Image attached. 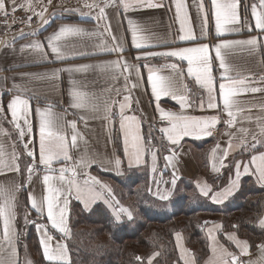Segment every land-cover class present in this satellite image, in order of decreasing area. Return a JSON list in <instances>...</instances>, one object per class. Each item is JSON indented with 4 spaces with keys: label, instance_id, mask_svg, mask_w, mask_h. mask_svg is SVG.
<instances>
[{
    "label": "snow or ice",
    "instance_id": "1",
    "mask_svg": "<svg viewBox=\"0 0 264 264\" xmlns=\"http://www.w3.org/2000/svg\"><path fill=\"white\" fill-rule=\"evenodd\" d=\"M48 2L51 4L52 0H48ZM173 2L176 18L180 24V32L183 33L179 36V39L181 41L192 42L194 46L174 48L160 52L146 51L144 49L149 47V37L141 34V29L136 22L129 20L131 43L142 53L136 57V60H147L150 57L160 56L164 58H179L181 61H187V76L194 77L195 83L206 91V107L207 109H218L219 112L217 115L193 116L185 114V110L191 108L194 103L197 107L204 109L205 102L203 98H197L196 101L191 99V89L184 83L185 70L177 63L161 66V68L171 69V75L169 76L158 75L160 69L145 65V67H148L147 80L151 85V94L157 101L155 111L159 113L158 121L155 116L149 118L150 122L147 133L141 127L145 121L137 115L126 114L132 105L131 90L138 88L140 80L142 79L139 64H129L126 60L121 63V60L117 59L98 64H78L53 69L49 73L43 74V76L40 74H22V76L33 75L37 78L46 77L50 80H59L60 73L63 72L69 73L70 76L74 73L86 75L95 69L103 71L111 68L113 72L118 74L112 76L113 81L122 76L124 79V86L122 88H106L100 96H97L95 93L77 90L79 82L70 79V84L72 85L69 90L71 97L70 107L84 110L87 114H92L93 118H95V114H102L101 118L107 122L110 143L114 149L116 148V139L111 135L112 125L118 120V132L122 142L123 158L117 155L116 152H113L111 159L108 161V164L117 170L125 162L129 168L133 166H147L148 161L146 156L150 154L151 172L155 174L159 170L157 161L160 152L164 151L169 153L163 156V160L165 161L164 168L171 167L173 169L171 181L163 180V172H161L160 180H155V176L153 177V182L157 185L154 195L162 200L170 198L179 179L176 175V165L179 163L177 149L182 146L184 138L213 136L216 131V125L221 121V115L219 113H226L227 119L223 122L226 128H233L237 123V115L243 111L237 99L238 95L240 93L255 94L264 92V87L255 86L256 84H264V75L260 76L259 81L254 80L252 77L234 79L231 75H228L230 69L222 55V49L233 47L243 48L244 46L255 48L258 43L264 46V38H262L264 37V0L251 3H245L244 0H210L207 10L205 9L204 0H199V3L196 5L197 16L201 20L202 33L207 27L209 15L214 17L217 36L240 31V27H236L237 25L241 27L248 26L251 22L248 15H245L249 13V9L250 17L254 19V29L259 30L256 35H250L249 38L244 40L220 39L215 44V57L219 61V68L223 70L220 73V79L223 82L218 84V88L209 55L210 45L196 43V36L190 26L191 18L185 0H173ZM11 3L12 12L15 13L17 9L16 0H11ZM116 4L117 0H105L104 7H100L95 0L91 3L85 0L84 7L89 10L99 8V13L97 14V21L99 22L101 20H107L105 7L109 5L115 7ZM36 6L33 4V0H25V3L20 5V7L26 8L32 13V15L27 16V23L30 24L32 16L35 15L40 18L41 25H47L49 19L45 15L46 9L37 12L35 11ZM119 6L127 11L130 8H161L165 5L163 3L153 2V0H119ZM7 9L8 4L6 0H0V14L7 16ZM66 10L81 11L79 8H67ZM81 14L85 15L86 13L81 12ZM87 14L91 13L89 12ZM15 19L14 17L13 23H15ZM20 22L25 23L24 20ZM5 26L10 27L7 21H5ZM99 28V23L92 30L81 27L78 24L62 23L58 26L57 30L44 37V40L47 42V48L51 50L54 58L58 61L88 56L90 53L84 49L89 46L99 52L116 53L118 56H121L125 50L124 40L113 35L112 25L110 23H105L104 29L113 41L119 40V42L111 47L103 41L100 44L92 43L89 45V41H93L96 37L102 35ZM19 35H25L23 30H21ZM28 35L35 37L37 30L31 31ZM3 43V41H0V45ZM25 49L36 53L40 60L48 59L49 54L45 50V44L39 39H33L31 42L21 45L20 50L23 52ZM132 72H135L136 83L129 86V77ZM13 92H19L18 85L14 84L11 89H5L4 94L11 96L6 106L3 103V94H0V116L7 119V115L5 114L6 108L7 113H10L11 117L8 122L13 125V129L17 134V141L23 144L25 152L18 154L13 144V151L9 153L5 150L4 145L0 144V175L7 176L9 174H15L17 176H23L24 180L20 183H17L15 179L0 183V220H2L0 264H19L18 241L21 239L23 233L16 230L15 221L17 217V195L21 192L27 194V205L30 206L25 208L23 220L25 225L28 223L35 224L39 231V245L42 248L43 258L47 262H52V264H72L69 242L72 239L73 233L69 226V205L73 193L75 194V199L82 200L86 207L96 200L104 199L105 193H107L108 197L114 201L110 206L117 209L114 215V223L120 222L122 216H126L128 220H132L134 218L133 211L129 207L120 205L119 201L115 200L112 196L113 189L107 182H102L98 177L90 174L88 169L96 164L97 160L94 156H89L86 150L73 163L70 165L67 163L73 161V157L69 154V140L64 134V127L53 119L51 109L54 106L52 104H48L43 109H35V114L39 117V159L37 161L34 151L29 150V144L32 141L24 143L25 137H30L33 133L34 124L31 119L33 109L30 106L29 99L23 98L20 94L12 95ZM113 93L116 96H120L123 93L128 94L123 95L122 101H117L111 98ZM217 93L220 100H222V107L217 102ZM168 96L178 101L180 111L166 110L160 106L159 101L161 98ZM136 103H139V101ZM258 107L262 113L255 118L258 131H251L243 127L238 130V133L229 131L227 133L229 141L226 148H221L218 142L210 149L212 172L220 173L221 169L232 167L235 176V179L230 177L229 187L221 188L219 191H215L213 186L209 185L206 181L197 182L199 192L204 197H210L211 201L216 204L223 203L239 189L241 169H243L244 174H248L249 172L255 174L257 181L261 185H264V150H261L264 149V104H260ZM78 119L83 120L85 126H87L86 116H79ZM247 119L251 121L252 117L248 116ZM157 122H167V126L153 128V124ZM68 123L72 131L70 138L71 147L78 148V139H83V137L77 130L76 120ZM156 131L161 134L159 137L155 136L154 133ZM0 134L10 135L3 128L2 123H0ZM249 136H251V141L248 139ZM233 137L238 142L233 143ZM233 152L237 155L250 153V160L247 163L243 160H234L231 164L225 163ZM22 155L30 158V163L26 165L25 169H21L19 163ZM56 162L62 163V166L58 169L53 167ZM40 166H43V168L41 169ZM39 171H43L44 173L42 175V184L45 186L46 194L38 199L34 192L29 190V186L32 183L33 176ZM55 172H58V175L52 174ZM69 173L70 176L66 175ZM81 175L85 177L82 184L78 182V176ZM53 181H58L60 186H56ZM161 183H170L172 188L161 192L159 189ZM97 186H99V190ZM149 191L151 192L152 189L149 188ZM105 202L107 203V200ZM31 210L36 212L40 220H43L46 216L48 223L30 220ZM49 225L51 229L58 232L62 237V240L56 241L55 247H53L55 237L50 232ZM259 226L264 229V217L259 219ZM198 227L206 229V240L211 252L205 264H264V242L256 245L260 252V260L253 261L249 259L245 262L242 257L249 255V249L251 247L248 240L239 239L235 231L225 234L227 241H230L239 250L238 254L237 252L230 251L228 247H225L219 242L217 233L222 230L221 224L214 221H204ZM233 227L236 228L237 226L233 225ZM174 235L176 237V248L179 251V260H182L183 264H197L196 258L190 256L189 250L184 247L181 232L177 231ZM159 255L160 253L158 252L152 253L148 257V264H152L153 259ZM135 259L140 261L142 258L136 256ZM26 264H33V262L27 260Z\"/></svg>",
    "mask_w": 264,
    "mask_h": 264
},
{
    "label": "crops",
    "instance_id": "2",
    "mask_svg": "<svg viewBox=\"0 0 264 264\" xmlns=\"http://www.w3.org/2000/svg\"><path fill=\"white\" fill-rule=\"evenodd\" d=\"M85 0H52L51 4H49L48 0H33V4L37 5L35 11L39 12L42 9H46L49 6H53L50 8V13L48 16L49 23L46 25L45 30L37 31V35L35 37L25 34L24 36H20L12 42L7 43L0 51V94H3L2 99L3 103L6 106L8 100L11 98L9 94H4L5 89H11L12 86L18 85L19 92H13L12 95L20 94L23 98L29 99L30 106L33 109V116L31 119L33 120L34 129L33 133L30 137H25L24 143L28 141H32L29 144V150H33L35 153V158L38 161L39 159V117L35 114L36 108H45L48 104H52L51 111L53 113V119L58 121L64 127V134L67 136L69 140V154L73 157V161L67 162L69 165L75 161L85 150L87 151L89 156H94L97 160V163L92 165L88 171L92 176L98 177L102 182H106L105 176L101 174H107L111 176L121 177L125 176L130 170H134L136 167L133 166L129 168L127 163L123 164L119 170L108 164V161L111 159L112 153L116 152L117 155H120L123 158L122 153V142L119 138V123L118 120L115 124L112 125V137L116 139V148L114 149L112 144L110 143L109 133L107 131V122L101 118L102 114H95V118H93L92 114H87L84 110L81 109H73L70 107L71 97L69 95V90L72 87L70 84V79L76 80L79 82V87L77 90L86 91L88 93H95L97 96H100L104 89L109 87L114 88H122L124 86V79L120 76L115 81L112 80L113 75H118L113 72L111 68H107L103 71L100 69H95L90 71L88 74L82 73H74L71 76L67 72L60 73L59 80H50L48 78H37L33 75L22 76V74H40L43 76L45 73H49L53 69L65 68L71 65L78 64H98L107 61H114L117 59L121 60L123 63L125 60L129 64H139L140 74L142 79L140 80L139 87L133 88L131 90L132 97V105L129 110H127L126 114L128 115H137L140 117L144 123H142V130L147 133L149 128V118L155 116L159 118V113L155 111L157 101L155 97L151 94V85L147 80L148 75V67L145 65L160 69L158 75L169 76L171 75V69L161 68L164 64L177 63L181 68L185 70L184 83L187 84L188 88L191 89V99L196 101L197 98H203L205 102V108L201 109L196 106L194 103L191 108H187L185 110V114L193 115V116H212L217 115L218 109H207V94L206 91L201 89L199 85L195 83L194 77L187 76L186 68L187 61H181L179 58H164L160 56L150 57L147 60L137 61L136 57L141 55V51L137 50L131 43V31L129 28L128 21L132 20L136 22V24L141 29V34L149 37V47H147L146 51L160 52L165 50H171L174 48H182V47H190L194 46L192 42L189 41H181L179 36L183 33L180 32V24L176 18L175 7L173 0H153L156 3H163L165 6L161 8H146V7H137L130 8L125 11L122 7L119 6V0H117V4L115 7L109 5L105 7V14L107 16V20L97 21V14L99 13V8H93L89 10L84 7ZM89 3L93 2V0H88ZM100 7H104L105 0H95ZM188 6L189 16L191 18L190 26L192 27L194 34L196 36V43H206L210 45V58L212 61V69L213 75L216 77L217 88L218 84L221 81L220 73L223 71L219 68V61L215 57V44L219 42L220 39L225 40H244L249 38L250 35H256L259 30L254 29V19L250 17V9L248 15L249 20L251 21L248 26L241 27L237 25L236 27H240V31L238 32H230L225 33L222 36H217L215 31V21L212 15L208 17L207 27L202 33L201 31V20L197 16V8L196 5L199 3V0H185ZM210 0H204L205 9L207 10ZM258 2V0H250L247 3ZM8 4V9H12L11 0H6ZM25 0H16L17 8L20 7L21 4H24ZM67 8H79L81 11H67ZM27 14H32L25 8ZM81 12L86 13L82 15ZM91 14H87V13ZM62 23L69 24H78L81 27L92 30L96 28L97 23H99L100 28L99 31L102 35L96 37L93 41H89V45L92 43L100 44L102 41L106 43L109 47L113 46L115 43H118L119 40L113 41L108 33L104 29L105 23H110L112 25V33L116 35L118 38H123L124 40V52L121 56H118L116 53H107V52H99L94 48L89 46L84 49L88 51L90 54L85 57H75L69 58L64 61H58L54 58V54L51 53V50L47 48V42L44 40V37L48 36L53 31L57 30L58 26ZM51 24V27H49ZM49 27V28H48ZM48 28V29H46ZM264 38V37H262ZM33 39H39L45 44V50L48 52L47 60L38 59L36 53L31 50L25 49L23 52L20 50L21 45L27 44L31 42ZM71 39V38H70ZM222 55L225 58V62L227 63L230 71L228 75H231L234 79H242L245 77H252L254 80L259 81L261 75H264V46H261L259 43L255 48L250 46L233 47L229 49H222ZM129 86L131 84L136 83V75L135 72H132L129 77ZM86 85V86H85ZM255 86L264 87V84H256ZM179 87V85H177ZM128 93H123L120 96H116L114 93L112 94L113 99L117 101L123 100V95H127ZM183 94V93H178ZM103 98V97H102ZM240 107L243 109L241 113L237 115V123L236 125L228 129L224 124V120L227 119L226 113H219L221 115V121L216 125V131L213 136L209 137H186L182 141V146L177 149L179 154V163L176 165V175L179 177L178 181L184 180L187 181L192 188L194 187L196 194H192L193 198L203 199L208 203H211L217 207H223L224 205L230 204L231 199L237 194L240 190L242 181L244 178H249L252 183L255 184L258 188H264V185H261L257 181V177L252 172L248 174L243 173V169H241V178L239 181V189L234 192V194L224 201L221 204H216L211 201L210 197H204L197 187L198 181H206L209 185H212L215 191H219L221 188L229 187L230 177L235 179L234 169L229 167L228 169H221L220 173H214L211 170V158H210V149L213 148L218 142L221 148H226L228 146L229 136L227 133L232 131L234 133H238L240 128H247L251 131H258L256 128L255 118L262 113L259 110V105L264 104V92L260 93H240L237 97ZM139 101V103H136ZM217 102L222 107V100H220L217 93ZM160 106L164 109H171L173 111H180V106L178 101L173 100L170 96L162 97L159 101ZM251 109V111H249ZM118 110V106H117ZM5 114L7 115V119H4L3 116H0V123L4 129L7 130L10 135L0 134V144L4 145V148L7 152H12L13 147L15 145V151L18 154H22L25 152L23 148V144L17 141V134L13 129V125L8 121L11 119L10 113H7V109L5 108ZM79 116H86L87 118V126H85V122L83 120L78 119ZM248 116L252 117V120L249 121L247 119ZM76 120L77 122V130L81 133L83 139H78V148H72L70 144L71 138V127L68 122ZM162 126H167V122L164 123H155L153 124V128H159ZM155 136L159 137L161 134L156 131ZM249 141H251V136L248 137ZM238 142V140L233 137V143ZM158 146V145H157ZM264 150V149H261ZM162 168H159L158 161L157 173L153 174L155 176V180L161 179V172H163V180L171 181L172 176L171 173L173 169L171 167L164 168L165 161L163 160L164 155H168L169 153L162 151ZM161 152V153H162ZM258 154V153H251ZM149 157L148 165H150L151 170V156L150 154L146 156ZM234 160H243L247 163L250 160V153H242L237 155L236 153H232L228 160L225 163L231 164ZM21 169H25L26 165L30 163V158L26 155H22L19 161ZM62 166L61 162L54 163L53 167L58 169ZM254 167V166H253ZM42 169L43 166H40ZM79 171V170H78ZM151 172V171H150ZM152 173V172H151ZM43 171H39L36 175L33 176L32 183L29 186V190L34 192V194L39 199L42 195L46 194L45 186L42 184V175ZM53 175H58V172L52 173ZM26 175V172H25ZM70 176L69 174H66ZM153 176V177H154ZM15 179L17 183L23 182V176H17L15 174H9L7 176L0 175V183H5ZM85 179L84 176H78V182L83 183ZM56 186H60L58 181H53ZM177 185V184H176ZM172 185L170 183H161L159 185V189L161 192H164L168 189H171ZM99 190V186H97ZM157 185L154 183L153 193L156 192ZM176 191V186L173 190V194L167 200L159 199L156 195L155 198L161 201L169 202L173 199ZM19 194L17 195V217L15 221V228L17 231L23 232V229L26 225L23 220V216L25 214V209L18 204ZM195 199V200H196ZM107 200V203L105 202ZM193 200V199H192ZM73 201H77L85 210H90L92 207L98 203L102 202L107 205L110 211L115 215V211L117 210L112 205V199L108 197L107 193H105V198L96 200L90 203L87 207L83 203L82 200L75 199V194L70 198V211H71V203ZM30 207V206H29ZM125 207V206H124ZM114 208V209H113ZM113 209V210H112ZM35 214L36 212L32 210ZM70 211H69V225H70ZM31 214V213H30ZM37 216V214H36ZM261 217H264V204L263 211ZM123 218H127L126 216H122ZM30 220H34L31 215L29 216ZM121 219V220H122ZM259 219L257 220V227L262 229L259 226ZM214 221L222 225V230L217 233L219 242L223 244L225 247H228L230 251L237 252L239 254V250L232 244L230 241H227L226 233L235 231L236 235L239 239L248 240L251 245L249 249V255L243 256L242 259L247 262L249 259L253 261L260 260V252L256 245L264 242V240L256 243L255 246L251 244V241L243 235H240L234 227H224L223 222L219 219L213 218ZM37 222L48 223L46 216L43 220H40L37 216ZM20 223V229H19ZM30 224V223H28ZM35 226V225H34ZM50 232L54 235L55 239L53 241V247H55V243L58 240H62L61 235L55 230L51 229L49 225ZM35 233L37 235L38 241L40 237V233L37 230L36 226L34 227ZM206 236V229H203ZM264 230V229H262ZM0 233H2V220H0ZM56 233V234H55ZM183 237V245L189 250L190 256H194L197 260V264H205V261L211 255V252L208 248L207 254L203 257V259L199 262L196 253L189 247L183 233L181 232ZM20 240L18 241V260L19 264H25L26 260H24L25 256L23 254V243ZM22 250H21V246ZM208 247V242H207ZM41 253L42 248L40 246ZM178 257L179 251L177 249ZM71 257V254H70ZM44 259V258H43ZM45 260V259H44ZM179 260V258H178ZM46 261V260H45ZM47 262V261H46ZM52 263V262H49ZM179 264H183L182 260H179Z\"/></svg>",
    "mask_w": 264,
    "mask_h": 264
},
{
    "label": "trees",
    "instance_id": "3",
    "mask_svg": "<svg viewBox=\"0 0 264 264\" xmlns=\"http://www.w3.org/2000/svg\"><path fill=\"white\" fill-rule=\"evenodd\" d=\"M247 1L250 0H244L245 3ZM161 152L158 157L159 168H162ZM147 161L150 163L149 157ZM150 171V165L147 164L121 177L101 174L132 196L126 197L119 193V198L116 195L119 204H126L133 211L132 220L123 218L114 223L113 213L102 202L96 203L90 210H85L77 201L71 203L69 226L73 231L72 238L75 236L74 231H80L82 238L79 244L69 242L72 264H148V257L154 252L160 255L153 259L152 264H176L179 260L174 232L182 230L181 227L184 232L187 231L186 242L200 262L207 254L208 247L204 228L198 225L211 220L208 215L223 217L225 228L237 226L234 229L243 231V236L253 246L264 240V230L257 227V220L263 211L264 188L256 187L249 178L243 179L240 190L230 204L217 207L203 199L193 198L192 194H196V191L184 180L177 182L175 195L169 202L156 199L153 193V173ZM26 195L21 192L18 199V204L24 209L29 207ZM30 213L37 220L32 210ZM34 225L30 223L22 228L20 242L26 243L28 250L37 255V262L52 264L43 259ZM136 256L142 259L137 261Z\"/></svg>",
    "mask_w": 264,
    "mask_h": 264
},
{
    "label": "built area",
    "instance_id": "4",
    "mask_svg": "<svg viewBox=\"0 0 264 264\" xmlns=\"http://www.w3.org/2000/svg\"><path fill=\"white\" fill-rule=\"evenodd\" d=\"M51 7L53 6H49L48 8H46L45 15L47 18L49 16ZM7 12V16L0 14V41L4 42L2 45H0V51L7 43L12 42L13 40L20 37L19 33L21 32V30H23L25 34H28L33 30H45L46 25H41V20L38 16L33 15L31 23H27V16L30 14H27L25 8L19 7L16 9L15 13L12 12V9L7 10ZM14 17L16 18L15 23H13ZM21 20H24L25 23H21ZM5 21H7L10 27L5 26Z\"/></svg>",
    "mask_w": 264,
    "mask_h": 264
},
{
    "label": "rangeland",
    "instance_id": "5",
    "mask_svg": "<svg viewBox=\"0 0 264 264\" xmlns=\"http://www.w3.org/2000/svg\"><path fill=\"white\" fill-rule=\"evenodd\" d=\"M154 176V175H153ZM106 179H103V180H106V182L111 186V188L113 189V193H112V196L115 198V200L117 201V197H116V195L117 196H119V193H122V194H124L126 197H128V196H131L130 194H129V192L126 190V189H122L121 187H119L118 185H116L112 180H110L109 178H107V177H105ZM181 190H183V187L181 186ZM132 197V196H131ZM119 198H120V196H119ZM111 203H114V201L112 200V202ZM121 205V204H120ZM126 204H124L123 206H125ZM125 207H127V206H125ZM114 209V208H113ZM112 209V210H113ZM209 217V219H211V220H213V218H215L214 216L215 215H208ZM215 219H219V220H221L222 222H223V217H218V218H215ZM233 222V219L232 220H230V222H229V225H231L230 223H232ZM235 222H237V221H235ZM180 229H182V230H177L178 232H182L183 233V236H184V238H185V241H186V236L185 235H187V231L186 232H184L183 230V228L181 227ZM177 231H175V232H177ZM237 231V230H236ZM174 232V233H175ZM240 235H244V233H243V231H237ZM72 233H73V231H72ZM74 233H75V236H74V238H72L71 239V242H73V243H80V239H82V238H80L81 237V234H80V231H78V232H75L74 231ZM186 233V234H185ZM91 239H89V241H90ZM95 241V240H94ZM174 241H175V244H176V237H175V235H174ZM91 242V241H90ZM23 243V242H22ZM82 243V242H81ZM23 254H24V256H25V258H24V260H31L32 262H33V264H41V263H39V262H37V255L33 252V251H31V250H28V247H27V245H26V243H23ZM26 264V263H25ZM176 264H179V261H178V263H176Z\"/></svg>",
    "mask_w": 264,
    "mask_h": 264
}]
</instances>
